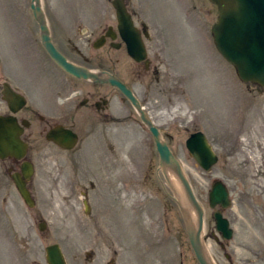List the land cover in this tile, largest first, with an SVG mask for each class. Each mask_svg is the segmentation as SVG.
I'll return each instance as SVG.
<instances>
[{
    "label": "rangeland",
    "instance_id": "rangeland-1",
    "mask_svg": "<svg viewBox=\"0 0 264 264\" xmlns=\"http://www.w3.org/2000/svg\"><path fill=\"white\" fill-rule=\"evenodd\" d=\"M30 1L0 0V78L45 89L59 73L53 69L51 75L30 47L25 33L26 22L32 23ZM109 1L41 4L55 27V40L81 47V33L104 15L101 6H107L109 24ZM127 2L163 49L164 88L149 99L163 101L158 109L144 111L169 136V147L204 211L208 256L215 264H264V88L240 82L215 49L210 32L218 13L208 0ZM115 103V111L136 117ZM134 118L120 125L97 121L90 129L78 125L79 141L71 151L41 137L33 155L35 206L11 200L7 178L5 187L0 185V264H46L45 248L52 244L59 245L67 264H198L173 189L158 169L149 136ZM193 132L203 133L218 157L209 172L185 148ZM213 181H221L229 192L231 206L222 216L232 229L230 240L215 231L208 207ZM99 189L103 210L95 207L98 195L93 193ZM82 192L88 201L91 196L87 209ZM42 222L44 232L38 230Z\"/></svg>",
    "mask_w": 264,
    "mask_h": 264
},
{
    "label": "flooded vegetation",
    "instance_id": "flooded-vegetation-1",
    "mask_svg": "<svg viewBox=\"0 0 264 264\" xmlns=\"http://www.w3.org/2000/svg\"><path fill=\"white\" fill-rule=\"evenodd\" d=\"M116 1L108 2L113 10L109 24H107L109 17L106 16L107 6H101L104 15L93 22L91 28L84 29L81 33L83 35L81 47L76 46L75 42L73 44L68 43L69 40L61 46L62 39L59 43L58 40H55L53 33L55 27L51 19L49 20V17L45 14L51 43L55 49L68 62L96 74L97 80L77 79L65 73L43 49L40 42V26L33 16H31L32 23L26 22L28 26L25 28V33L30 37V47L32 49L34 47L41 56L39 62L50 69L51 75L54 74L51 71L53 69L58 71L59 75L56 80L52 79L51 85L45 89L27 87L11 77L0 78V119H12L17 122L21 129L20 139L26 146L25 157L22 160L11 157L0 159L1 188L5 187L4 179L6 178L13 186V176H19L23 163L27 162L33 168V175L29 180L23 179L22 181L34 200L33 155L37 153L35 144L41 140V137H44L47 141L46 136L57 128L79 136L78 125H86L85 128L90 129L93 123L97 121L101 125H107L108 123L120 125L122 120L130 121L131 118H134L130 114L124 117L123 113L115 111V101L122 108L125 105L134 112L136 115L134 119L149 136V144L152 146V151H155L157 155L155 141L149 128L141 121L135 108L123 93L105 81L104 78L113 77L123 84L132 93L143 111L149 109V106L156 110L163 100L159 101L157 103L159 105H157L156 101L152 103L149 99L153 98V93H159L164 88L161 79L163 75L160 72H162L165 65L159 58V51H163V49H161V46L155 45L151 27L145 19L140 17L137 9L128 4L127 0H118V4L122 6L127 15V20L119 21L117 11L113 5ZM127 22L130 24L131 30L126 27L129 26ZM71 56H76L80 60L77 61ZM59 78L63 79L59 80ZM135 86H138L137 89H139L140 95L136 92ZM154 86H157L156 92H154ZM147 117L158 130L161 140L169 147V136L167 137L161 128L156 125L152 116L147 115ZM151 158L148 161L150 167L155 163L153 156ZM156 163L158 164V155ZM120 175H122V172ZM12 188L17 194L14 186ZM81 194L84 199L82 205L88 206V202H92L90 200L91 196L89 195L88 201L87 194L83 192ZM93 194L98 195L95 203L96 210L100 207L102 209L105 203L100 204L102 201L99 197L101 194L100 189L99 192ZM108 264H113V261Z\"/></svg>",
    "mask_w": 264,
    "mask_h": 264
},
{
    "label": "water",
    "instance_id": "water-1",
    "mask_svg": "<svg viewBox=\"0 0 264 264\" xmlns=\"http://www.w3.org/2000/svg\"><path fill=\"white\" fill-rule=\"evenodd\" d=\"M217 7V23L211 29L214 44L222 57L231 64L239 80L243 83H252L264 87V0H209ZM119 1L114 2V8L120 22L127 20V15L120 6ZM30 9L36 22L40 26V40L42 47L51 59L67 74L80 79L97 80V75L86 69L68 62L53 46L46 26L45 17L41 8V0H31ZM126 26L131 30L130 24ZM106 81L117 87L123 95L131 102L140 115L141 120L148 126L152 133L157 154L159 167L165 180L169 183L167 171H171L183 189L186 200L196 214V225L194 229L188 228L186 215L179 203L178 207L183 214L186 224L187 237L190 247L198 264H212L208 256L202 238L203 231V210L197 202L192 188L185 177L179 161L173 156L169 148L161 141L159 133L151 122L145 117L132 93L119 81L107 77ZM21 129L16 121L12 119H0V159L11 157L22 159L25 154V145L20 140ZM47 139L53 141L64 150H71L77 143V136L69 131L64 132L57 128L47 135ZM186 148L190 157L204 171L209 172L217 162L211 146L208 144L202 133L192 134L186 142ZM32 169L25 164L22 169V176H13L15 186L29 206H33L30 195L25 188L23 179L29 180ZM209 206L214 209L219 206L226 209L230 206L226 187L217 181L212 185L209 192ZM216 231L221 233L223 240H229L231 230L228 222L222 218L221 211L213 213ZM43 231L45 227L39 226ZM47 264H65L63 255L57 245L46 248Z\"/></svg>",
    "mask_w": 264,
    "mask_h": 264
},
{
    "label": "bare ground",
    "instance_id": "bare-ground-1",
    "mask_svg": "<svg viewBox=\"0 0 264 264\" xmlns=\"http://www.w3.org/2000/svg\"><path fill=\"white\" fill-rule=\"evenodd\" d=\"M167 176L169 179L168 184L173 189L174 195H175L178 203L181 205V207H182V209L186 215L188 228L194 229V227L196 225V219H197L195 212L193 211V209L191 208V206L187 202L185 193H184L183 189L180 188L181 186L177 180V177L174 175V173L168 170ZM174 186L176 188H174ZM215 210H216V208H215ZM203 214H204V211H203ZM212 264H215L213 260H212Z\"/></svg>",
    "mask_w": 264,
    "mask_h": 264
}]
</instances>
